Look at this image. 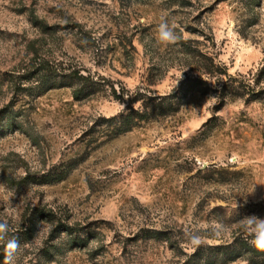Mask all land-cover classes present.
<instances>
[{
    "label": "rangeland",
    "instance_id": "rangeland-1",
    "mask_svg": "<svg viewBox=\"0 0 264 264\" xmlns=\"http://www.w3.org/2000/svg\"><path fill=\"white\" fill-rule=\"evenodd\" d=\"M71 75L88 78L77 97ZM249 215L264 218V0H0V264L13 236V264H264Z\"/></svg>",
    "mask_w": 264,
    "mask_h": 264
},
{
    "label": "clouds",
    "instance_id": "clouds-1",
    "mask_svg": "<svg viewBox=\"0 0 264 264\" xmlns=\"http://www.w3.org/2000/svg\"><path fill=\"white\" fill-rule=\"evenodd\" d=\"M176 25L170 24L166 20H162L157 26V42L164 45L175 44L179 35L176 31ZM242 226L244 230L251 236L250 244L259 252H264V218L257 215H249L243 217ZM223 225L217 224L212 229V235L215 238H220L225 231ZM10 229L7 221L0 222V240H4L8 236ZM189 244L195 248L205 243V239L199 234H189ZM20 242L16 237L7 239L5 245L4 264H13L16 254L20 249Z\"/></svg>",
    "mask_w": 264,
    "mask_h": 264
},
{
    "label": "trees",
    "instance_id": "trees-1",
    "mask_svg": "<svg viewBox=\"0 0 264 264\" xmlns=\"http://www.w3.org/2000/svg\"><path fill=\"white\" fill-rule=\"evenodd\" d=\"M69 78V80H75V81H77L78 80V82H81L80 84V87H79V89H76L75 91H74V93L73 94H75V97H77V95L82 91V89L81 88H89V85H88V78H86V77H81V76H77V75H71V76H69L68 77ZM157 106H158V108H161V103H157ZM131 121H133V119L132 118H130V116L129 115H127V116H125V117H123L122 119H121V121L120 122H118L116 119H108L107 120V122H113V130L114 131H116V132H118L119 133V131H121V130H129V128H130V122ZM64 229V231L65 232H71V228H69V227H63ZM247 250L251 253V254H253L254 256H257V257H261V256H264V252H259V251H257L254 247H252V246H250V245H247ZM236 254V253H235ZM239 254V253H238ZM235 255L236 257H238L239 255Z\"/></svg>",
    "mask_w": 264,
    "mask_h": 264
}]
</instances>
